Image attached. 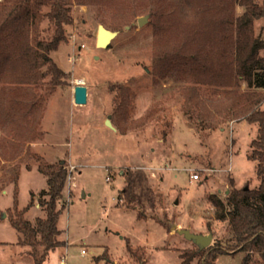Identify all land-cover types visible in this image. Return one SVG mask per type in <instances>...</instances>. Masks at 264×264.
<instances>
[{"label":"rangeland","instance_id":"rangeland-1","mask_svg":"<svg viewBox=\"0 0 264 264\" xmlns=\"http://www.w3.org/2000/svg\"><path fill=\"white\" fill-rule=\"evenodd\" d=\"M147 1L72 0L73 22L66 26V40L51 53L65 71L62 82H50L47 75L12 89H27L42 135L32 137L33 126L26 119L33 115L17 113L13 128L0 116V264H36L33 249L36 257L44 251L20 243L9 218L15 193L19 210L33 196L24 213L33 224L45 215L38 202L40 191L47 188L39 170L44 163H65L68 175L66 207L58 221L63 243L48 252L43 264H58L66 249L68 264H139L127 250V239L144 247L146 264H196L197 258L182 263L179 251L197 245L170 231L167 221L194 232L212 231L213 241L223 240L230 234L228 221L216 218L209 195L224 199L231 180L239 188L258 186L257 161L248 157L257 123L243 112L224 113L225 106L212 101L219 94L208 85L197 92L192 82L175 73L164 78L155 73V19ZM242 9L236 5L238 14ZM146 14L148 20L140 25L138 18ZM100 23L117 31L107 46L96 42ZM254 25L264 40V17ZM27 34L32 31L26 26L15 32L14 43ZM260 53L264 56V48ZM78 83L87 86L85 104L73 100ZM120 93L128 96V116L123 119L114 113ZM257 106L264 108V99ZM109 114L112 127L105 122ZM192 172L200 177L191 178ZM130 173L138 199L130 204L136 208L117 199ZM104 251L107 260L97 261ZM248 255L245 263V251L221 253L216 264H263L259 253Z\"/></svg>","mask_w":264,"mask_h":264},{"label":"trees","instance_id":"trees-1","mask_svg":"<svg viewBox=\"0 0 264 264\" xmlns=\"http://www.w3.org/2000/svg\"><path fill=\"white\" fill-rule=\"evenodd\" d=\"M146 4L155 19V73L163 78L175 73L192 82L191 88L197 92L205 85L210 86L219 94L213 103L225 106L224 113L243 112L248 121L258 125V134L251 140L248 152V157L257 161L258 186L239 188L231 180L224 199L209 195L216 218L228 221L230 234L203 249L180 250L182 263L197 258L196 264H216L219 254L238 251L246 252L245 263H248L251 251L259 253L264 264V108L257 106L264 99V56L260 53L264 40L256 33L254 25L256 19L264 17V0H148ZM237 4L243 6L239 14ZM39 22L41 25L47 22V25H42L40 30ZM72 22V0H0V116L12 128L17 113L24 118L33 115L30 120L26 119L33 126L32 137L42 135L38 128L37 107L30 100L27 89L23 87L22 92H13L12 89L20 83L29 84L47 75L50 82H62L65 71L51 53L66 40V26ZM25 26L32 34L14 43L15 32ZM242 82L246 85L244 89L240 87ZM120 95V104L114 113L123 119L128 116V96L126 93ZM163 132L166 135L165 129ZM39 170L47 182V188L40 191L38 199L45 215L37 217L33 224L24 216L34 203L33 196L19 210L15 193V210L9 218L18 232L20 243L33 248L43 247L39 257H36V249L32 251L36 264H43L48 252L63 243L58 221L66 207L63 190L68 170L65 163L59 162L44 163ZM132 186L130 173L117 199L118 203L136 208V204H130L138 201L132 193ZM127 250L139 264H146L144 247L133 246L127 239ZM107 258L104 251L95 259ZM109 264L125 263L109 261Z\"/></svg>","mask_w":264,"mask_h":264},{"label":"water","instance_id":"water-1","mask_svg":"<svg viewBox=\"0 0 264 264\" xmlns=\"http://www.w3.org/2000/svg\"><path fill=\"white\" fill-rule=\"evenodd\" d=\"M148 20V15H142L138 18L140 25ZM117 33L116 30H111L100 23L97 27L96 42L98 46H107L111 39ZM73 100L77 104H85L87 102V86L84 84H76L74 86ZM106 124L112 127L111 115L109 114L105 119ZM248 187V186H245ZM168 229L173 232L183 234L187 239L192 240L199 249H203L213 242L212 231L208 233L194 232L187 227H180L177 221L168 220Z\"/></svg>","mask_w":264,"mask_h":264},{"label":"built area","instance_id":"built-area-1","mask_svg":"<svg viewBox=\"0 0 264 264\" xmlns=\"http://www.w3.org/2000/svg\"><path fill=\"white\" fill-rule=\"evenodd\" d=\"M190 177L191 178H194V179H197L200 177L199 173L197 172H192L190 174ZM110 178L109 176H107V179ZM70 179H71V174H69V182L68 184L70 183ZM68 190H70V188H68ZM81 253L82 254H85L86 253V249L85 248H81ZM58 264H68V252H67V249L65 250L64 253H62L59 257V262Z\"/></svg>","mask_w":264,"mask_h":264},{"label":"crops","instance_id":"crops-1","mask_svg":"<svg viewBox=\"0 0 264 264\" xmlns=\"http://www.w3.org/2000/svg\"><path fill=\"white\" fill-rule=\"evenodd\" d=\"M227 192V191H226Z\"/></svg>","mask_w":264,"mask_h":264}]
</instances>
